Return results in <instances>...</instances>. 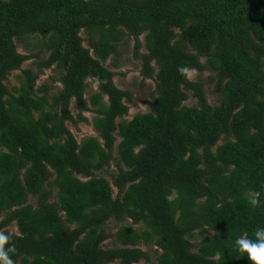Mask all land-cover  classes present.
<instances>
[{
	"label": "trees",
	"instance_id": "trees-1",
	"mask_svg": "<svg viewBox=\"0 0 264 264\" xmlns=\"http://www.w3.org/2000/svg\"><path fill=\"white\" fill-rule=\"evenodd\" d=\"M32 37L42 40L38 53L20 54L15 43ZM127 40L142 79L155 84L150 112L130 121L131 97L106 66L113 57L119 67ZM31 59L37 71L21 70ZM51 68L62 89L49 96L36 82ZM206 70L215 107L188 79ZM15 71L19 86L9 90ZM89 80L98 92L86 100ZM189 93L195 106H184ZM85 112L98 138L78 143L67 124L86 123ZM113 162L110 184L96 174ZM110 221L118 227L105 249ZM258 228L264 0H0V232L14 264H250L234 243ZM141 246L161 251L156 262Z\"/></svg>",
	"mask_w": 264,
	"mask_h": 264
},
{
	"label": "rangeland",
	"instance_id": "rangeland-1",
	"mask_svg": "<svg viewBox=\"0 0 264 264\" xmlns=\"http://www.w3.org/2000/svg\"><path fill=\"white\" fill-rule=\"evenodd\" d=\"M81 38L83 39L84 47L87 48V36L85 32L80 33ZM143 38H140L142 41ZM42 43V40L40 38L32 37L29 41H27L26 46L20 43H15L17 51L26 56H32L38 53L37 47L38 44ZM119 52V67L117 69H113L111 67V61L113 59L110 58L106 64L107 68L115 74V77L113 78V83L115 86L124 92H127L131 97V104L128 105V114L123 119L126 121H130L134 116L136 115H143L150 112L151 105L153 103L154 99V89L155 84L154 82L150 80H143L140 74V62L135 60L133 57V41L127 40L125 43L120 44L118 47ZM141 53H145V50L142 48ZM44 57V55H43ZM35 59H31L27 62H25L21 70H33L36 72L35 67ZM202 63H204V60H202ZM121 73H124V75H121ZM20 75V71L12 72L7 81L5 82V85L9 90H11L13 87H18L19 83L17 80V77ZM60 75L58 72L54 71L53 68L51 69H45L43 72L39 75L38 80L36 82V88H39L41 86H46L48 95L51 96L53 94H58L59 91L62 89V85L59 82ZM214 77V73H212L210 70H206L204 72H188V79L190 82L193 83H200L204 87L205 95L208 104L211 107H215L219 105V96L214 93L213 91V85L210 84V79ZM87 89L85 90V99L88 100L89 97L98 92V87L96 84L89 80L86 82ZM104 102H107V99H104ZM74 102L72 101L70 110L71 113L76 116V110L73 106ZM196 105V100L192 97V94L189 93L188 100L184 103V106L192 107ZM83 116L86 118V123H78L76 126H73L71 124H67L68 129L70 132L74 135L77 142L80 143L82 140L88 138V137H96L98 138L96 132L93 129V119L95 118V115L91 112L83 113ZM119 122V120H118ZM223 143V140L220 139L217 143L216 147H219ZM117 174V169L115 167V163H111V166L106 173H97V176L103 177L106 180L109 181L111 184V176H114ZM114 197L117 194V191L113 189ZM29 204L32 206L36 205V201L33 198H29ZM117 225L110 221L106 224L105 230L112 234V238L105 243L102 244V247L107 248H113L114 247V234L117 230ZM136 229H139V227H135ZM7 230L10 234H17V228L15 224L10 225ZM202 234L200 231H197L193 234L192 243L197 244L201 241ZM140 249L149 255L151 258V262H156L157 256L161 253L160 250H158L154 246H141ZM139 264H147L145 262H140Z\"/></svg>",
	"mask_w": 264,
	"mask_h": 264
},
{
	"label": "clouds",
	"instance_id": "clouds-1",
	"mask_svg": "<svg viewBox=\"0 0 264 264\" xmlns=\"http://www.w3.org/2000/svg\"><path fill=\"white\" fill-rule=\"evenodd\" d=\"M181 72L187 71L180 69ZM194 71V70H193ZM258 201L255 196L251 198V204L257 205ZM254 238L249 239L246 235L236 239L234 243L235 250L240 254H246L250 264H264V228H258L254 232ZM9 242V237L0 232V264H14L10 254L15 253V247H5Z\"/></svg>",
	"mask_w": 264,
	"mask_h": 264
}]
</instances>
